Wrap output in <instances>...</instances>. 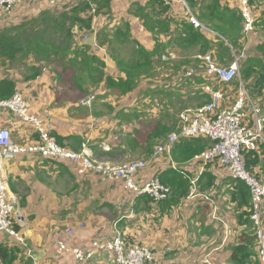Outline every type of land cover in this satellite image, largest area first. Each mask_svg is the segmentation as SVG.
Masks as SVG:
<instances>
[{"label": "crops", "instance_id": "obj_1", "mask_svg": "<svg viewBox=\"0 0 264 264\" xmlns=\"http://www.w3.org/2000/svg\"><path fill=\"white\" fill-rule=\"evenodd\" d=\"M54 1L55 4H50V0H22L9 10L2 11L0 29L28 21L44 11L61 12L78 3L77 0ZM147 1L110 0L107 14L96 13L92 5L91 11L89 10L92 14V32L86 34L74 30V42L77 45L88 44V52L104 62L103 70L106 74L113 77L124 76L112 59L108 46L99 44L98 40L103 38V30L111 34L116 27L128 23L132 38L146 49L152 51L161 44H166L169 34L156 35L155 39L152 32L144 27L142 20L131 13V9L135 8L130 6L133 2L144 5ZM222 2L241 10L239 0ZM169 6L166 14L170 19H188L187 10L181 3ZM199 7L200 2L195 7H190L195 16H198ZM253 10V14L260 15L263 13L264 3ZM199 22L200 28L212 39L215 33L207 27L208 24ZM173 28L174 25L171 24V30ZM253 30L254 33H251ZM253 30L244 33L241 50L249 54L254 50L255 43L264 41V30L261 27L258 30L263 32L256 31L255 27ZM91 38L94 40H90ZM124 45L131 46L132 53L137 46L135 42L118 44ZM160 54V60L165 62L156 59L154 67L156 62L170 64L171 67L169 60L173 59L175 64L183 58H188L190 63L180 65V71L171 76L172 82L158 85L154 81L152 84L148 76L141 78L138 85L125 95H114L103 83L88 92L83 86H76L72 76L65 78L63 70L55 63L39 64V61L30 56L20 63L0 61V80L9 79L14 82L15 92L24 97L28 112L51 125L52 134L61 146L77 151L85 143L91 148L95 159L123 163L148 158L158 143L178 129V115L182 110L205 103L204 94L209 95L206 87L223 91V107L230 106L235 99V92L230 93L229 88H221L223 83L204 72L205 63L200 58L206 54L215 55V48L199 53L197 48L181 50L166 44ZM235 54L231 48V59L216 61L227 65ZM170 55L174 57H169ZM197 65L200 69H197ZM31 66H39V73L33 78L28 77L31 73L28 67ZM67 70L71 68L65 69ZM186 77H190L189 88L194 91L191 95H195L199 88L201 100L180 107L175 124L166 122L160 116L155 117L159 111L169 109V104L166 102L162 105L161 102L159 106L157 99L152 104L153 98L149 96L152 90L164 86L167 91H174L171 85ZM203 79L208 81L203 83ZM92 90L95 92L91 94H95L96 100L98 98L103 105L96 104V100L91 106L81 104V100ZM261 112V115L264 114V108ZM158 123L171 130L165 135L153 134ZM148 126L151 129H145L143 133L141 128ZM0 127L9 128L13 141L18 144L29 146L37 142L34 130L4 107H0ZM262 132L264 133V129ZM167 168H180L190 174V179L207 172L214 177L213 185L201 189L199 183L192 195L189 186L188 195L162 213L157 202L149 200L146 195H137L121 178L102 177L96 170L83 169L79 160L56 161L35 152L5 160L9 194L16 201L17 214L14 213L13 216L26 247L17 244L5 231L0 232V244L16 245L22 250L17 252L11 264H115L111 253L105 250L94 252L90 258L78 260L71 249L93 250L94 241L110 239L119 232L127 243L150 248L155 264H229L230 247L238 242V236L244 228L237 232L236 206L231 201L228 190L231 176L218 164L202 165L194 157L187 162H176L171 152V155L155 157L145 168L139 169L133 179L138 184H143ZM254 171L264 179V154H260V162L254 167ZM69 229L73 230L72 233H68ZM60 243L67 249L60 248ZM27 250L38 251L39 258L30 256ZM255 250L257 251V247ZM0 264H4L1 258Z\"/></svg>", "mask_w": 264, "mask_h": 264}, {"label": "trees", "instance_id": "obj_2", "mask_svg": "<svg viewBox=\"0 0 264 264\" xmlns=\"http://www.w3.org/2000/svg\"><path fill=\"white\" fill-rule=\"evenodd\" d=\"M78 3L61 12L44 11L40 15L28 21L9 25L0 29V61L20 63L23 59L34 58L38 63H55L62 70L74 68L76 74H72L73 83L84 90L97 88L103 83L104 87L111 89L114 95H125L134 89L141 78L148 77L154 69L155 60L160 61L161 52L166 44H171L178 49L197 48L199 53H205L211 49L216 50L212 55L215 60L223 61L231 59V48L239 54L242 50L244 40V18L241 11L236 6L223 3L222 0H187L188 5L193 8L200 2L198 10V20L208 24L215 34L212 39L199 27H195L188 19H170L166 12L170 8L169 4L162 0H148L144 5L133 2L130 6L131 13L142 20L144 27L156 35L169 34L170 38L166 44H161L152 51L146 49L132 38L128 23L118 26L109 34L106 30L101 32L102 37L99 44H106L112 59L124 76L113 77L104 72V62L88 52L89 45L82 43L77 45L74 42L73 31L79 33H91L92 5L96 13L107 14L110 0H77ZM264 3V0H249L250 10L256 9ZM85 15H81L82 13ZM263 13H254V27L264 30V10ZM171 24L174 25L171 30ZM254 33V30L251 32ZM126 42L136 43L137 46L129 57H123L118 52V44ZM231 47V48H230ZM160 50H162L160 52ZM157 54V55H156ZM157 56V58H154ZM189 64L188 58H183L177 64ZM31 71L29 78H33L39 73V66L28 67ZM240 73L243 84L249 92L262 99L264 91V41H258L254 45V50L248 53L246 59L240 63ZM86 84V85H85ZM236 88L232 87L233 85ZM85 85V86H84ZM15 84L9 79L0 80V100L10 98L15 92ZM231 86V87H230ZM226 88L230 93L238 89V81L231 84H221V88ZM90 92L88 94L94 93ZM248 92V93H249ZM206 101L210 97L204 94ZM205 101V102H206ZM153 134L165 135L171 128L157 124ZM264 129V125H263ZM264 134V133H263ZM59 140V139H57ZM59 142V141H58ZM212 141L202 137L183 139L176 143L172 149V158L176 162H187L212 145ZM260 154H264V144L259 143L258 148L245 151L246 167L254 171V167L260 162ZM257 174V173H256ZM160 181L170 187L169 195L158 203L160 212L164 213L189 193L190 174L182 169L167 168L156 174ZM258 175V174H257ZM214 177L207 172H203L197 179V188L206 189L213 185ZM230 199L235 202L236 221L238 226H242L243 231L238 236V242L230 247L229 264H259L254 226L250 219L251 204L249 188L244 181L229 177ZM147 196V195H146ZM149 200L151 199L148 196ZM15 229H17L14 223ZM22 251L19 247L0 244V258L4 264H11L17 252Z\"/></svg>", "mask_w": 264, "mask_h": 264}, {"label": "built area", "instance_id": "obj_3", "mask_svg": "<svg viewBox=\"0 0 264 264\" xmlns=\"http://www.w3.org/2000/svg\"><path fill=\"white\" fill-rule=\"evenodd\" d=\"M22 0H0V15L3 10H9ZM166 4L181 3L187 10L188 20L195 26L201 24L193 14L186 0H162ZM56 1L50 0V4ZM241 14L244 18V33L254 29V16L251 13L249 0H239ZM87 38V36H84ZM248 53L244 50L235 54L227 65L217 62L211 54L200 59L205 63L204 72L212 76L219 83L231 84L238 81V89L233 103L223 107L224 93L221 89L206 87L210 99L196 107H188L178 115V129L170 132L166 139L156 145L148 158L112 163L97 160L87 144L73 151L61 146L52 134L49 123L30 114L27 110L24 97L15 92L10 98L0 100V107L15 113L37 134L35 144L25 146L13 141L11 131L7 127H0V232L5 231L22 247L25 240L22 234L15 229L16 201L9 194L8 178L4 170V161L13 159L19 154L35 152L51 160L80 161L83 169H93L102 177L121 178L127 187L137 195H147L154 202L164 200L170 193V187L162 183L158 176L150 177L145 183L138 184L134 174L145 168L155 157L171 155L176 143L183 139L202 137L212 141V145L194 156L202 165L216 163L225 169L232 178L245 182L249 188L251 214L250 219L254 226L257 258L259 264H264V179L256 172L246 167L245 151L256 148L259 143L264 144L263 123L264 116H258L259 108L250 97L247 88L242 82L240 63L246 59ZM169 57H174L170 55ZM169 59V58H164ZM95 94H89L81 100V104L91 106L95 101ZM249 112V113H248ZM107 149V146H104ZM190 195L197 189L196 179H190ZM17 214V213H16ZM72 229L68 233H72ZM93 250L72 248L76 259L90 258L94 252L105 250L112 255L115 264H155L150 248L130 244L119 232L110 239L94 241ZM60 248L67 249L60 243Z\"/></svg>", "mask_w": 264, "mask_h": 264}, {"label": "rangeland", "instance_id": "obj_4", "mask_svg": "<svg viewBox=\"0 0 264 264\" xmlns=\"http://www.w3.org/2000/svg\"><path fill=\"white\" fill-rule=\"evenodd\" d=\"M117 47H118V52L123 57H129L132 54V47L131 46L124 45V46H117ZM160 61L165 62L162 59ZM169 62H171V64H172L171 67L169 66L170 64H167L169 66V67H167V65H164V63L159 64L158 62H156V65H155L153 71L149 75L150 76V82H152V84H154V81H156L158 85L159 84H165L166 82H172L171 76H175V74L178 71H180L181 68L177 67L178 63H176V64L173 63L174 59H173V61L169 60ZM196 67H197V69H200L198 67V65ZM169 68H172V70L169 71ZM63 72H64V77L69 78L70 76H72L73 73L76 74L77 71H75L74 68H71V70H67V71L63 70ZM189 78L190 77L182 78V81L178 80V81H176V83L174 85H171V86H173L172 88L174 91H167L164 86L157 87L156 90H152V93L149 94V96L153 98L152 104L154 102V99L159 100V101H157L159 103V106L161 105V102H162V105H165L166 102H168V104H169V109L159 111L155 117L160 116V118L164 119L166 122H170V123L172 122L173 124H175L176 115H177V112H178L180 107H182L184 105H192V104H194L195 101L201 100L202 96H199L200 95V91L198 90L199 88L196 89L195 95H191V94H193L192 92H194V91L190 90V88H189ZM205 80H207V79H203L202 82L205 83ZM209 82L211 83V81H209ZM65 85H69V83H65ZM142 87H143V85H142ZM234 87L236 88V84ZM247 90H248V88H247ZM91 92H93V90ZM236 92H237V90H236ZM248 92H249V90H248ZM263 93H264V91H263ZM249 95L252 98L253 102L259 108L260 113L258 114V116L264 115V114L261 115V113H262L261 109L264 108V97L259 100L258 98L253 96L250 92H249ZM183 96H186V98H183ZM95 103L98 105H103V103H101V101L98 98H97ZM151 126H148L146 128H141L142 132L145 133V129L150 130ZM200 174H198L197 176L194 177L196 179V181H197L198 177L200 176ZM240 228H242V226L237 227V232H238V229H240Z\"/></svg>", "mask_w": 264, "mask_h": 264}, {"label": "water", "instance_id": "obj_5", "mask_svg": "<svg viewBox=\"0 0 264 264\" xmlns=\"http://www.w3.org/2000/svg\"><path fill=\"white\" fill-rule=\"evenodd\" d=\"M90 40H94V39L91 38ZM90 40H89V41H90ZM86 42H88V40H86ZM27 253H28L30 256H33V257H35V258H39V253H38V251H36V250H32V251L27 250Z\"/></svg>", "mask_w": 264, "mask_h": 264}]
</instances>
